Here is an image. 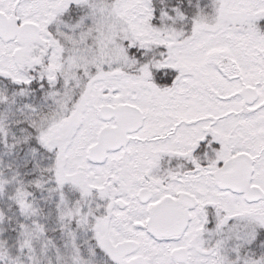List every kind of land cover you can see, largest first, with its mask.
<instances>
[{"label":"snow or ice","instance_id":"obj_1","mask_svg":"<svg viewBox=\"0 0 264 264\" xmlns=\"http://www.w3.org/2000/svg\"><path fill=\"white\" fill-rule=\"evenodd\" d=\"M0 264H264V0H0Z\"/></svg>","mask_w":264,"mask_h":264}]
</instances>
